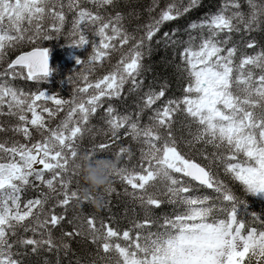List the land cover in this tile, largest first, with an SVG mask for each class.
I'll use <instances>...</instances> for the list:
<instances>
[{
	"label": "snow or ice",
	"instance_id": "obj_1",
	"mask_svg": "<svg viewBox=\"0 0 264 264\" xmlns=\"http://www.w3.org/2000/svg\"><path fill=\"white\" fill-rule=\"evenodd\" d=\"M83 3L93 5L96 11ZM118 3L0 0V66L5 65L9 50L58 37L68 13L74 15L67 47L91 48L86 59L75 58L79 68L68 77L73 89L70 99L39 89L26 92L15 84L18 79L48 83L53 69L45 47L22 52L0 70V117L17 121L8 128L0 123V133L11 131L25 141L0 142V264H23L18 257L26 253L18 249L32 254H67L70 241L77 237L96 246L103 264H264V230L245 231L241 216L251 215L261 223L264 218L247 212V203H238L211 171V165L218 163L247 195L264 194V47L254 39H242V51L232 42L234 34L251 35L264 26V0H223L215 13L188 25L187 40L180 39L179 29H162L198 8L201 0H170L163 8L160 0H152L148 21L133 32L124 24V13L102 14ZM128 15L139 19L135 10ZM90 30L98 40L89 39ZM153 42L182 46L181 70L187 83L181 97L168 98L163 104L159 102L168 85L159 90L150 85L145 90L141 76L145 53H151ZM258 47L253 53L247 51ZM117 53L111 70L91 80L97 68L110 63ZM126 86L127 95H140L134 111L121 113L111 102L126 98ZM100 109H104L100 119L106 127L93 132L91 120ZM61 112L65 116L51 127ZM145 112L149 113L146 123ZM179 115L187 121L182 128L187 130L188 139L176 137L181 129L173 126ZM122 130L125 137L140 145V156L131 168L118 166L114 176L127 186L124 193L137 203V215L142 213L143 219L134 218L124 230L113 228L110 219L97 221L94 215L68 219L72 202L84 203L78 179L82 163L77 157L103 159L97 149L102 152L111 147V143H101L81 155L78 140L92 133L103 134L115 143ZM33 132L39 140H32ZM181 142L192 148L203 145L200 154L209 166L183 154ZM208 147L214 150L210 156L206 154ZM132 155L130 146H121L116 159L130 161ZM200 188L215 195H200ZM29 190L37 195L24 199ZM114 191L113 187L107 190L109 195ZM165 203L174 206L173 214L153 218L155 210ZM56 208L62 211L57 213ZM64 222L71 230L62 229L57 238L53 233Z\"/></svg>",
	"mask_w": 264,
	"mask_h": 264
},
{
	"label": "trees",
	"instance_id": "obj_2",
	"mask_svg": "<svg viewBox=\"0 0 264 264\" xmlns=\"http://www.w3.org/2000/svg\"><path fill=\"white\" fill-rule=\"evenodd\" d=\"M170 0H160V8H163ZM243 3V0H241ZM223 0H201V4L198 8L191 11L189 14L181 17L179 20L167 24L163 29V31H168L169 29H179L180 39L187 40L188 39V25L193 22H200L206 16H209L215 13L222 5ZM152 4V0H119V3L114 8L107 9L106 12L102 10V14L106 15L111 13L112 15L115 12L119 11L125 14L126 19L124 20V24L127 27L129 32H133L136 30L138 25H143L149 19V13L147 9ZM83 7L90 8L92 11H96L95 7L88 3H83ZM160 8L157 9L159 12ZM132 10H135L139 13V19L134 18L133 16H129L128 13ZM244 11H247V6L244 5ZM74 13L67 14V22L65 23L63 31L56 37V34L53 33V36L56 37L53 40L49 41H39L35 45L25 44L18 47L15 50H9L8 56L5 60V65L0 66V70L8 62H10L14 57L21 54L22 52H26L31 50L34 47L42 46L48 48L51 52L52 61H53V68L56 66L57 58L62 59V66H59L58 69H55V75L49 80L46 84H36L32 81H25V80H16L15 84L19 88H22L26 92H31L36 90H44L49 95L59 96L62 99H70L72 95V86L68 83V77L73 74L75 70H78L79 65L76 64L75 58H87L91 54L90 45L87 46L88 50L80 49V54L76 55L74 59L68 61V55L70 54V48L67 47L69 43L68 32L71 28V21ZM152 15H156V13H152ZM184 20V21H183ZM189 21V22H188ZM182 22V23H181ZM46 26L49 23L48 21L45 22ZM91 31H89L90 34ZM161 32V34H162ZM194 35L196 33H193ZM139 35V33H137ZM160 35V34H158ZM262 35V36H261ZM264 26L261 27L260 30L251 33V35L244 34L243 37L241 35L233 36V43L238 44V46L243 51V41L254 39L259 47H264ZM97 39L91 35L90 40ZM199 41H197L198 43ZM161 45V46H160ZM164 47V48H163ZM251 49L247 50L249 53H253L259 50ZM57 51L59 54H57ZM158 51V52H156ZM182 51V46H172V47H165L162 44H156L153 42L151 53H145V58L143 60L144 70L141 73L142 78L144 79V89L151 85L152 87L159 90V87L163 84H167V91L166 95L163 100L159 102V104H163L164 100L168 98H176L181 97L183 95V88L185 87L187 81L185 79V73L181 70L183 67L181 64V56L180 52ZM82 57V58H81ZM119 54H114L111 57L110 63H105L102 68H97L94 75L90 77L91 80L95 81L97 78L103 76L108 71L111 70L113 64L116 63ZM239 59V54L237 56ZM174 62V63H173ZM165 64V65H164ZM85 67H87L85 65ZM169 67V68H168ZM56 70L58 73H56ZM73 79L79 83V79L74 75ZM95 79V80H94ZM57 88V89H56ZM128 86L125 87V96L126 98H121L120 100H113L111 103L116 106L119 112H132L135 110V103L137 96L140 93L135 95H127ZM64 94V95H63ZM50 107H54L51 105V102H48ZM107 105H105L106 107ZM159 106V105H158ZM66 111V110H65ZM104 109H100L96 115L91 120V124L93 127V132H96L99 128H105L106 125L103 124V121L100 119L101 115L103 114ZM148 112L144 113L143 122L148 121ZM65 116V112H61L55 120L51 122V127H55L57 123ZM0 123H3L6 128L10 125H14L17 121L14 118H10L7 116L0 117ZM187 121L183 117V115H179L176 117V124L173 126L174 130L181 129L176 131V137L179 140L181 135L184 136L186 139L190 138L187 137L186 129L182 128L183 124H186ZM193 130H195V125H193ZM180 133V134H179ZM120 139L115 143H112L108 137L104 136L103 134H97L93 136L92 133H85L83 140L79 141V149L80 154L82 155L85 150L92 148L94 145H99L101 143H111V147L104 149L102 152L97 149L99 155L108 158V159H116V153L119 151L121 146L131 148L133 153L132 159L127 161L126 159H121L118 166H122L127 164L129 168L136 165L139 160V147L140 145L134 143L130 137H125L123 130L120 133ZM20 140L21 142H25L23 137L21 136H14L11 131H6L0 133V142L7 140L9 143L12 140ZM40 137L33 132L32 140L37 141ZM94 141V142H93ZM85 144V145H84ZM203 145H196L194 148L186 146L183 142L179 144V150L185 154L188 158L194 160L195 162L199 163L206 168L209 166V161L204 159L203 156L200 154V150L203 148ZM214 150L211 147L206 149V154L209 156ZM77 160H80V156L77 157ZM124 161V162H123ZM139 171V168H137ZM211 171L217 178L223 181L228 188L233 192V194L237 197V202L245 201L247 203V212L255 213L258 216L264 218V202L258 196L247 195L239 184V182L234 181L230 175H226L223 170V166L214 163L211 165ZM79 179V195L81 193V189L85 187L83 180L81 178V174ZM118 178L113 176L111 187L115 189L111 195L108 192L102 193L103 198V207L101 209H97L93 206L90 202H84L83 204L80 201L74 200L72 204L69 206V210L67 212L68 219H71L73 216H80L85 217L87 215H94L97 221L104 219V220H111V226L117 230H124L130 227V222L135 219H143L142 213H140V209L137 207V203L133 201L129 196L125 195L124 189L127 187L125 184L119 181ZM72 188H77V184L75 179L73 180ZM129 191L131 189L129 188ZM200 195L208 194V195H215L211 190L206 188H200L199 193ZM37 195V192L34 190H29L25 193L24 199L33 198ZM173 205H169L165 203L162 205L160 209L155 210V217H159L162 215H172L173 214ZM135 209V212L133 211ZM182 211V209H180ZM55 211L60 213L62 211L61 208H56ZM215 215L219 216L220 213H215ZM242 219H245V231L251 228H256L258 230H264V223H261L258 220H254L251 215L244 217L241 216ZM71 230V225L67 222H64L60 227H57L54 231V236L59 238L61 236V230ZM155 230V228L153 229ZM20 235H24L22 230H19ZM26 235H32L31 233H27ZM120 243H124L123 241H119ZM71 249L70 251L65 254L63 251L59 253V255L53 253H47L41 251L38 254H32L28 249H18L21 252L26 253L25 255L18 257L19 259L23 260V264H77V261H80L81 264H91L93 260L96 261V264H103L102 261L99 260L97 256L96 246L91 244L86 239H81L77 237L70 241Z\"/></svg>",
	"mask_w": 264,
	"mask_h": 264
},
{
	"label": "clouds",
	"instance_id": "obj_3",
	"mask_svg": "<svg viewBox=\"0 0 264 264\" xmlns=\"http://www.w3.org/2000/svg\"><path fill=\"white\" fill-rule=\"evenodd\" d=\"M80 162L82 163L81 178L85 185L81 189L80 199L92 203L99 210L104 206L101 194L106 193L111 187L119 160L108 158L89 160L81 156Z\"/></svg>",
	"mask_w": 264,
	"mask_h": 264
},
{
	"label": "rangeland",
	"instance_id": "obj_4",
	"mask_svg": "<svg viewBox=\"0 0 264 264\" xmlns=\"http://www.w3.org/2000/svg\"><path fill=\"white\" fill-rule=\"evenodd\" d=\"M91 35L89 34V32H88V37H90ZM156 52H158V51H156ZM72 58V57H71ZM53 74V73H52ZM258 197H260L263 201H264V194H261V195H258Z\"/></svg>",
	"mask_w": 264,
	"mask_h": 264
},
{
	"label": "bare ground",
	"instance_id": "obj_5",
	"mask_svg": "<svg viewBox=\"0 0 264 264\" xmlns=\"http://www.w3.org/2000/svg\"><path fill=\"white\" fill-rule=\"evenodd\" d=\"M184 21V20H183ZM189 22V21H188ZM182 23V22H181ZM262 36V35H261ZM264 36V35H263ZM161 46V45H160ZM164 48V47H163ZM82 58V57H81ZM174 63V62H173ZM165 65V64H164ZM169 68V67H168ZM52 80V79H51ZM95 80V79H94ZM57 89V88H56ZM35 91V89H34ZM64 95V94H63ZM146 123V122H145ZM180 134V133H179ZM182 136V135H181ZM94 142V141H93ZM85 145V144H84ZM86 151V150H85ZM124 162V161H123ZM118 180V179H117Z\"/></svg>",
	"mask_w": 264,
	"mask_h": 264
}]
</instances>
